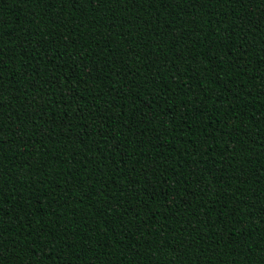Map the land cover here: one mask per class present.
Wrapping results in <instances>:
<instances>
[{"label": "trees", "instance_id": "obj_1", "mask_svg": "<svg viewBox=\"0 0 264 264\" xmlns=\"http://www.w3.org/2000/svg\"><path fill=\"white\" fill-rule=\"evenodd\" d=\"M262 20L0 0L4 264H264Z\"/></svg>", "mask_w": 264, "mask_h": 264}, {"label": "snow or ice", "instance_id": "obj_2", "mask_svg": "<svg viewBox=\"0 0 264 264\" xmlns=\"http://www.w3.org/2000/svg\"><path fill=\"white\" fill-rule=\"evenodd\" d=\"M35 3L37 4H44L47 8H51L52 5L56 2V0H34ZM62 3H69L73 6H76L78 4L81 3H86L88 5H91L93 3L100 5L103 4L105 2L107 3H120L121 0H61ZM127 3H134L137 6H139V0H126ZM145 2H151V0H145ZM161 3H163L165 6H168L170 4H175L176 7H179L180 4L182 2H187V0H160ZM194 3H199L201 8H210L212 3H216V4H224L225 6H227L228 4H232V5H238L241 9L244 10H248L250 8H252L253 6H256L258 4H264V0H193ZM95 9L89 8V11H94ZM210 14V13H209ZM193 18H195V13H192ZM240 20H244V16L241 15L239 17ZM249 23H252L251 21H249ZM261 23H264V20L261 21ZM114 26V25H113ZM249 31H251V29H249ZM0 48H2V45H0ZM264 50V49H262ZM2 56L3 53L2 51H0V63H2ZM166 66V65H165ZM4 80V75L2 73H0V82H2ZM3 85L2 83H0V95L3 94ZM0 115H2V113H0ZM5 131V129L3 127H0V133H3ZM141 143H143V141H141ZM4 144L3 140H0V148H2ZM116 148L119 147V145L115 146ZM197 151H200L199 148H197ZM208 152V149L205 148L202 152H201V157L206 156ZM226 160L229 161V166H230V162L232 157H225ZM0 167H2V165H0ZM29 167H31V165H29ZM133 171H135V169L133 168ZM185 182L188 181V177L184 178ZM165 183H167V180L164 181ZM177 184L180 183V180L176 181ZM120 191H123V188L120 189ZM132 191H136L135 188L132 189ZM111 199V204H112V212L115 214L117 212V209L119 207H121L120 203L118 200H115L114 198H110ZM133 211H135L133 209ZM126 214V212H125ZM7 215V213L4 210V203H3V199H0V264H4L5 261V257L3 255V249H4V231H11V225L9 224V221L7 219H5L4 217ZM261 223L264 224V207H262L261 209ZM118 219L122 220L123 216H119L117 217ZM7 226V227H5ZM138 227V225H137ZM241 227H243V225H241ZM126 234V233H125ZM124 234L123 238L125 240L128 239V236H126ZM55 235L50 236V240H55ZM39 248L40 251H44L43 247H40L38 244H34V247L31 249L32 253L36 252V249ZM21 251H24L23 249ZM88 251H92L91 248L88 249ZM79 257L77 256V259ZM98 258V257H97ZM27 264H42L41 261H33V260H29L27 262Z\"/></svg>", "mask_w": 264, "mask_h": 264}]
</instances>
